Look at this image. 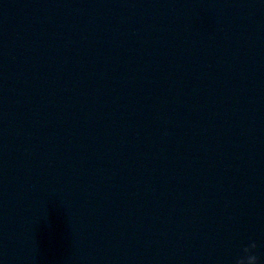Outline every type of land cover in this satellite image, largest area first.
<instances>
[{
	"label": "water",
	"instance_id": "1",
	"mask_svg": "<svg viewBox=\"0 0 264 264\" xmlns=\"http://www.w3.org/2000/svg\"><path fill=\"white\" fill-rule=\"evenodd\" d=\"M264 264V0H0V264Z\"/></svg>",
	"mask_w": 264,
	"mask_h": 264
},
{
	"label": "clouds",
	"instance_id": "2",
	"mask_svg": "<svg viewBox=\"0 0 264 264\" xmlns=\"http://www.w3.org/2000/svg\"><path fill=\"white\" fill-rule=\"evenodd\" d=\"M257 244L251 241L243 246L239 254L234 259V264H259L260 258L255 254Z\"/></svg>",
	"mask_w": 264,
	"mask_h": 264
}]
</instances>
